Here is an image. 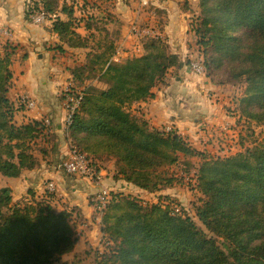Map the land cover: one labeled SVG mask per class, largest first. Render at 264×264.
<instances>
[{"label": "trees", "instance_id": "trees-1", "mask_svg": "<svg viewBox=\"0 0 264 264\" xmlns=\"http://www.w3.org/2000/svg\"><path fill=\"white\" fill-rule=\"evenodd\" d=\"M69 1L25 0L23 11L51 20L49 31L61 43L59 52L67 51L62 45L89 48L84 64L69 71L73 91L64 96L70 99L78 88L84 91L67 128L68 138L79 153L93 160L97 171L107 168L106 158L114 165V178L153 194L170 187L171 180L156 179L159 167L176 164L179 155L198 157L194 214L226 246V251L221 249L185 208L168 197L158 195L155 203H148L110 192L100 229L103 249L95 264H264V132L251 145L241 141L242 149L235 154L209 158L175 130L150 126L133 113L132 106L152 98L158 85L167 84V72L181 67L180 58L161 36L142 42L141 56L114 62L113 41L101 46L96 40L93 46L88 43L94 39L92 33L85 39L76 31L82 26L107 34V27L115 26L121 35L122 23L109 9L112 0L103 1L109 4L104 10L96 1L90 5L82 0L90 5L89 12L78 7L77 0ZM188 31L194 43L197 37L195 55L203 61L205 76L225 70L243 86L232 112L247 120L248 129L263 126L264 0H198V16ZM8 45L17 47L0 41V175L16 178L23 169L39 166L32 152L36 141L47 142L42 152L47 156L50 148L57 153V137L42 121L15 123L14 113L24 106L7 97L15 49L8 52ZM11 201V189L0 188V264H81L76 259L62 261L77 242V216L67 209L56 210L44 197ZM91 204L96 210V202Z\"/></svg>", "mask_w": 264, "mask_h": 264}, {"label": "crops", "instance_id": "crops-1", "mask_svg": "<svg viewBox=\"0 0 264 264\" xmlns=\"http://www.w3.org/2000/svg\"><path fill=\"white\" fill-rule=\"evenodd\" d=\"M181 3L178 0L156 2L159 8L165 11L163 15L164 27L161 36L168 38L167 43L170 45L172 53L185 55V53L190 52L189 43L193 45L195 38L188 31L191 21H188L186 12L181 10ZM189 3L194 14L198 15V0L189 1ZM1 21H4L5 24H0V26H4L9 35L6 34L0 40L20 44L19 48H21L18 53L16 50L13 56L10 67L12 79L7 91V97L10 101L16 102L20 94H27L37 102V107L33 110L20 109L16 111L14 113V121L19 125L31 120H39L43 116L49 117L57 128L55 132L49 133L57 137L56 146L58 153L51 155L50 160H47L52 162L49 164L47 161L39 158V166L31 170L23 169L19 177L8 178L0 175V188L11 189L12 203L27 201L32 199V197L36 199L44 197L47 199L46 196H43V184L48 179L53 180L57 193L56 196L60 197L62 204L56 210L67 209L72 212L73 217L77 216L79 223L76 222V235L78 239L72 253L78 254L79 249L82 250L85 246L88 247L95 244L96 228L98 227L100 231L98 219L97 221L93 219L94 208L91 204L92 201H95V193L99 190V187L120 188V191H124L131 185L114 178V170L111 166L100 169L99 173L102 179L99 185L90 181L87 177L69 176L56 166L57 160L62 157L61 155L65 151L64 144L60 143V146L58 144L64 136V132H61L59 128L64 125L65 106L68 99L62 98L59 95L64 83L58 81L60 77L56 76V70L54 73L57 80H42L44 72L41 64L33 58V55L37 49L43 51L45 42L38 39L39 36L42 37V34L37 30L36 25H26V22L23 20L22 22L25 25H22L21 21L13 22L7 20V18H3ZM47 22L51 23V20H47ZM20 26L25 27L18 33ZM124 26L122 23L121 34L126 37ZM49 34H51L50 31ZM51 38L55 40L56 36L51 34ZM129 38L126 37V40H122V44L129 47L131 45L127 41ZM140 50L142 54L141 44L138 46V51ZM45 54L47 57L53 55L51 51H46ZM37 57L40 58L39 55ZM193 57H195V53L190 54L188 59ZM179 73V76H176L173 81L169 74L170 80L167 81V84L163 86L158 85L153 89L152 98L133 105V113L148 120L150 126L156 129L165 130L171 128L182 136L201 135L200 132H203L201 129L207 128L203 126L202 121H205V124L218 123L222 125V130L228 128V123L232 118H228V115L221 108L230 101L228 95L230 93L233 94L236 87L215 84L206 76L199 77L193 75L189 72L186 65L181 67ZM209 91L215 92L212 95V100L207 98ZM40 142L44 147L48 146L45 140H40ZM47 197L49 200L53 198V196ZM52 206L54 208L53 202Z\"/></svg>", "mask_w": 264, "mask_h": 264}, {"label": "rangeland", "instance_id": "rangeland-1", "mask_svg": "<svg viewBox=\"0 0 264 264\" xmlns=\"http://www.w3.org/2000/svg\"><path fill=\"white\" fill-rule=\"evenodd\" d=\"M25 0H0V10H1V19L0 24H5L3 18H7L9 21L13 22H19L21 21L22 25L27 24H34L37 26V30L41 32L42 37H38V39L43 40L45 42L43 46V51L40 49H37L34 51L33 58L41 64L42 70H43V78L42 80H50L54 81L57 80L55 77V70H56V76L60 77L58 81H61L63 84V89L60 90L61 92L59 95L62 98L65 94H67L70 91H73L72 87V79L70 76V69L74 70L76 66L79 64H84V57L86 56L87 52L89 51V48L83 49V48H76V49H70L68 46L62 45L63 48H65V52H59L56 48L57 46H60L61 43L59 40L55 38H51V34H49V27L51 23H48L46 19L39 20V15L35 14L32 17L27 16L24 14V8H25ZM73 0H70L71 3ZM89 1V4L91 5L94 3V1L98 2L102 6V10H104L106 7H109L108 3L103 2L104 0H87ZM166 0H112V5L109 7L111 12L115 15V19L118 22H122L124 26V32L126 33V37L129 38L130 33V27L132 24H136V26L143 30L145 35L147 37H144L142 39L137 40L133 36L130 35V38L127 40L131 45L129 47L122 44V40H126V37L120 35V32L117 31V28L115 26H109L107 27L108 32L107 34L105 32L101 31H86L82 26L76 27V31L79 34L80 38L88 39L90 37V34L92 33L94 36V39L90 38L88 40V43H91V45L95 46L93 43H95L96 40L99 41V44L103 46L104 43H108L110 41H113L115 43V46L117 47L115 52L112 54V59L114 62H123L127 58L132 57H139L141 56V50L138 51V46L140 44L142 45V42H145L146 39L152 38L151 34H154L155 32L159 33L160 36L163 32L164 27V21H163V15L164 10L160 9L157 3L164 2ZM170 1V0H169ZM180 1L181 10L186 12V16L188 21H191L193 23L198 15L194 14V11L190 8L189 1L193 0H178ZM78 4V7H81L85 12L90 11L89 6L82 0L76 1ZM97 4V5H98ZM96 6V5H95ZM78 12V11H77ZM106 12V11H104ZM127 15V17H126ZM79 16V14L77 15ZM38 19V20H37ZM22 20L26 22L23 24ZM25 26H20L18 29V33L21 32V29ZM47 28V29H46ZM152 30H150V29ZM42 29V30H41ZM46 29V30H45ZM14 31V29H13ZM8 31L4 26H0V38H4ZM128 33V34H127ZM132 33V32H131ZM9 35V34H7ZM53 35V34H52ZM163 38V37H161ZM163 40H166L168 42V38H164ZM3 42L4 40H0ZM197 42V37H196ZM196 42L194 45L197 46ZM189 43V42H188ZM11 44L16 45L17 47H12L8 45V52H11L12 49H14V54L21 50L19 48L20 44H15L11 42ZM168 44V43H167ZM194 45L190 46V52L185 53V55H181L180 53H176L181 61V67L188 65L191 60H197V56L188 59V56L190 54H193L197 51L196 47ZM168 47L170 45L168 44ZM102 48V47H101ZM143 49V48H142ZM46 51H51L53 55L46 56ZM173 51V49H172ZM128 53V54H126ZM126 54V56H124ZM175 54V53H174ZM39 55L40 58L37 56ZM13 58V57H12ZM13 61V59H12ZM12 64V63H11ZM11 67V66H10ZM172 69L167 72V74L171 75V80L173 81L176 76H179V70ZM231 76L227 71L222 70L221 72H216L213 77H210L211 81L215 84H225V85H231L235 86L236 89L234 93H230L228 95V98H230V101H228L223 107L221 108L225 113L228 115V118H232L230 122L228 123V128L222 130V125L218 123H212V124H205V121H202L203 126H206V129H201L203 132H200L201 135L196 136H183L188 143L195 148L196 150H199L200 152L204 153L209 158L211 157H217V156H229L232 154H235L236 152L240 151L242 149L241 141H244V146L253 144L255 139H259V141L262 139V134L264 132V125L263 126H255L252 127V129L247 128V120H243L239 118L238 112H235V114L232 112L234 108V101L235 99L240 95L241 91L244 89L243 86H240L241 84L236 83V81L230 79ZM166 80H170V77L166 76ZM93 84L97 85L98 87L105 88L102 84H98L97 82H93ZM62 85V84H61ZM60 85V86H61ZM62 88V87H60ZM68 90V91H67ZM77 90V89H76ZM82 88H78L76 92H82ZM72 94V93H69ZM209 94L214 95V91H209ZM21 95V94H20ZM19 95V96H20ZM18 96V99H19ZM69 98V97H68ZM36 101V100H35ZM37 104V102H36ZM136 105V102L133 104ZM133 107V106H132ZM30 111V110H28ZM133 111V110H132ZM226 115V116H227ZM53 123V122H52ZM208 124V125H207ZM254 124V123H253ZM54 125V124H53ZM52 124L50 125V128L48 132H55L57 128H54ZM252 125V123H251ZM66 128V129H65ZM60 127L59 130L61 132H67L68 127ZM42 141V139H40ZM40 140L38 139L36 143L32 146V152L36 158H43L44 160H50V155L53 154L52 149H48L47 151H51V154H47L45 156L43 152L44 147L41 145ZM48 141H51L50 145H54V140L52 138L47 139ZM65 137H62V140L58 142L59 146L60 143L64 144V150H65ZM63 147V146H62ZM57 148V146H56ZM58 153V151H57ZM43 154V155H42ZM63 156V155H61ZM105 160V164L107 167L111 166V168L114 169V165L110 160ZM58 161V160H57ZM109 161V162H108ZM189 161L191 165H185V162ZM51 162V161H50ZM94 163V162H93ZM199 165V159L198 157H193L190 159L183 158L182 155H179V160L176 164L172 166H161L157 169L156 179H159V176H161L162 180L164 182L166 180L169 181V188L163 189V191L159 193H148L145 191H140L139 189H135L133 186H129L124 191H120V188H108L107 189L110 192L113 193H121V194H128L132 197L138 198L142 201L148 202V203H155L157 201V196H161V198L164 200L165 197L170 198V200H174L175 203H177L179 206H182L188 211V214L193 219V221L199 226L205 233L207 237H212L213 240L220 246L221 249L226 251V246L223 243L222 239L214 237L210 235V233L204 229V227L201 225V223L197 220L194 214V206L197 204V198L199 194L197 191H195L194 188V170ZM57 166V162H56ZM97 168V167H96ZM62 171V170H61ZM53 180H46L45 182ZM167 184V185H168ZM47 193V192H46ZM57 193L54 194H43V196H46V198L49 200L47 196H53L52 200H49V202L54 203V208L58 209L62 205L60 202V197L56 196ZM40 198V197H38ZM178 206V208H179ZM94 208V207H93ZM97 211L94 208V215L93 219L97 221ZM77 223H79L77 221ZM76 223V227H77ZM97 225V224H96ZM96 236H95V244L93 246H85V248L79 249L76 253H69L62 257V261L67 260L70 261L72 259H76L81 261V264H95V258L98 252L102 251V235L101 230H98V227L96 228ZM81 250V251H80Z\"/></svg>", "mask_w": 264, "mask_h": 264}, {"label": "built area", "instance_id": "built-area-1", "mask_svg": "<svg viewBox=\"0 0 264 264\" xmlns=\"http://www.w3.org/2000/svg\"><path fill=\"white\" fill-rule=\"evenodd\" d=\"M38 19L44 20V15L39 14ZM129 35L133 36L137 40L147 37L144 31L139 29L136 26V24L131 25ZM151 37H161V36L159 33L155 32L154 34H151ZM186 67L189 70V72H191L193 75H197L199 77H205V66L203 64L202 59L199 56H197V60H191L190 63L186 65ZM82 96L83 93L78 92L75 97L66 100V106H65L66 113L63 122L64 128L70 125L74 112L80 106ZM207 98L209 100L213 99L211 94H208ZM18 101L22 106H24V110H33L34 108L37 107L36 101L27 94H21L19 96ZM39 121H42V124L45 125L47 128H50V125L52 124L50 118L47 116L41 117ZM171 130H172L171 128L165 129V131L167 132ZM64 137L66 139L65 151L63 153V156L58 160L57 167L62 171H64L69 176L87 177L90 181L99 185L102 177L99 171H97L96 167L94 166L93 160L87 157L85 154H81L76 150L71 139L68 138L67 132H64ZM43 185H44L45 194L51 195L56 193L55 185L53 182L48 181L45 182ZM109 198H110V191L105 187H99V190L95 193V202L97 206L96 209L98 214L97 219L99 221L98 225L100 229L103 227L102 217L104 215V211Z\"/></svg>", "mask_w": 264, "mask_h": 264}]
</instances>
